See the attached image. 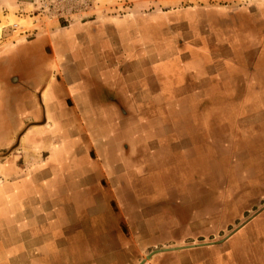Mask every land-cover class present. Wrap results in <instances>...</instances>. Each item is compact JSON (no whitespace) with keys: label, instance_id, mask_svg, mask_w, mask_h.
I'll return each instance as SVG.
<instances>
[{"label":"crops","instance_id":"obj_1","mask_svg":"<svg viewBox=\"0 0 264 264\" xmlns=\"http://www.w3.org/2000/svg\"><path fill=\"white\" fill-rule=\"evenodd\" d=\"M108 1L14 40L0 30V264H264L248 172L202 208L180 206L174 182L200 129L218 158L250 142L264 162V0Z\"/></svg>","mask_w":264,"mask_h":264},{"label":"rangeland","instance_id":"obj_2","mask_svg":"<svg viewBox=\"0 0 264 264\" xmlns=\"http://www.w3.org/2000/svg\"><path fill=\"white\" fill-rule=\"evenodd\" d=\"M99 1L100 2H98L97 0H32L31 5H29L27 9L25 8L23 11V13L29 15L25 19H18L12 14L3 17L0 14V30H6V32L10 33L11 37L9 39L14 40L23 32L38 27L41 22H46L48 20L55 19L60 22H64L65 24H68L73 20H77L81 14H84L91 8H94L97 3L104 4L106 2L107 4V2H109L108 0ZM116 1L119 2H115V0H113L112 4L116 5L119 8H125L131 5L130 0ZM193 1L201 2V4L203 5L229 6L232 8L236 7L237 5H249L252 4L253 1L256 2L257 0ZM32 21H34V25H32ZM215 119L218 122L221 120V118L218 119L217 117ZM194 122L198 123L197 120H194L192 122L194 126ZM196 133H200L202 134V136L196 137L194 144L191 145V147H194L192 154H194L195 161L183 162L179 166V171H181L179 174H183L185 177L179 176V180H174L175 184L179 186L180 206H184L186 208H188L189 206L201 207L206 203H209L213 206L216 202L222 201L221 199H218L217 196L211 197L210 194L212 195V192L218 189V185H223L222 183H220V181L222 182L224 175L225 177L228 176L225 180L226 186H228V188L236 191L237 189L235 188V186H245L244 184L246 183L244 181L240 182L239 179V174L241 170H244L245 172H248V174H250V179L246 180V182L249 186H251L250 188L252 189V195H255L258 191H260V189L264 188V185L261 186L259 184L260 178L256 177L258 170L261 169V166H263L264 168V162L259 164L260 162H258V156L253 153L255 149L254 147L251 151L247 152L249 155L248 157L243 155V152L246 151L245 146L247 145V143L250 144V142H242L240 145L237 144V147L233 146L230 155L218 158L217 153L213 152V148L208 146V144L212 145L213 143L206 135L203 134L204 130L200 129L199 131H196ZM197 146L198 149L196 148ZM207 150L209 155L207 154ZM261 157L262 156H260V159ZM191 158H193V155ZM217 171H220L223 176H220L218 173L216 174ZM240 206L243 207L242 201L240 202ZM215 213L217 215L220 212ZM210 219L213 220V218ZM212 220H207V222L211 223ZM193 222H198V225L200 224L199 226L196 225L193 231H200L203 222L198 220H195ZM201 241L202 240L199 239L195 240L194 242L197 243ZM221 246L222 244L215 245L213 246V248L216 249ZM210 250L212 249L209 247H204L195 250L193 249L190 250V254L202 255Z\"/></svg>","mask_w":264,"mask_h":264},{"label":"water","instance_id":"obj_3","mask_svg":"<svg viewBox=\"0 0 264 264\" xmlns=\"http://www.w3.org/2000/svg\"><path fill=\"white\" fill-rule=\"evenodd\" d=\"M156 252V251H155ZM155 252H152V253H150L149 255H147V258L149 257V256H151L153 253H155Z\"/></svg>","mask_w":264,"mask_h":264},{"label":"built area","instance_id":"obj_4","mask_svg":"<svg viewBox=\"0 0 264 264\" xmlns=\"http://www.w3.org/2000/svg\"><path fill=\"white\" fill-rule=\"evenodd\" d=\"M15 27V26H14Z\"/></svg>","mask_w":264,"mask_h":264}]
</instances>
